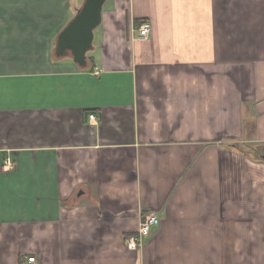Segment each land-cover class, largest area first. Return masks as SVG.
Instances as JSON below:
<instances>
[{
	"label": "crops",
	"instance_id": "obj_1",
	"mask_svg": "<svg viewBox=\"0 0 264 264\" xmlns=\"http://www.w3.org/2000/svg\"><path fill=\"white\" fill-rule=\"evenodd\" d=\"M83 2L0 0V264H264V0Z\"/></svg>",
	"mask_w": 264,
	"mask_h": 264
},
{
	"label": "water",
	"instance_id": "obj_2",
	"mask_svg": "<svg viewBox=\"0 0 264 264\" xmlns=\"http://www.w3.org/2000/svg\"><path fill=\"white\" fill-rule=\"evenodd\" d=\"M104 0H84L81 8L57 37L56 53H68L80 67L86 65L85 53L91 48L93 29L100 22ZM264 160V153L262 156Z\"/></svg>",
	"mask_w": 264,
	"mask_h": 264
},
{
	"label": "built area",
	"instance_id": "obj_3",
	"mask_svg": "<svg viewBox=\"0 0 264 264\" xmlns=\"http://www.w3.org/2000/svg\"><path fill=\"white\" fill-rule=\"evenodd\" d=\"M150 32H151L150 23L144 22L138 26L137 36L139 39H146L150 35ZM89 120L91 122L94 121L95 116L89 115ZM158 223H159V218L155 214L149 213V214L145 215L142 218L137 231L133 234L128 235L125 238L124 243H125L127 250L128 249H130V250L140 249L144 244L145 238L148 237V235L151 231V228L153 226L158 225ZM28 261L35 263V258L29 257Z\"/></svg>",
	"mask_w": 264,
	"mask_h": 264
}]
</instances>
